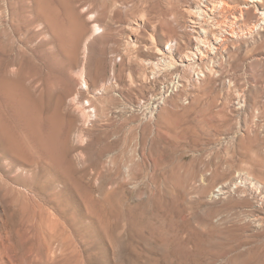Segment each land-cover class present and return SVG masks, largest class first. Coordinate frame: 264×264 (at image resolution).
<instances>
[{"label": "rangeland", "instance_id": "obj_1", "mask_svg": "<svg viewBox=\"0 0 264 264\" xmlns=\"http://www.w3.org/2000/svg\"><path fill=\"white\" fill-rule=\"evenodd\" d=\"M237 1L212 22L251 35L201 64L199 0H0V82L33 101L0 87V264H264V30Z\"/></svg>", "mask_w": 264, "mask_h": 264}, {"label": "bare ground", "instance_id": "obj_2", "mask_svg": "<svg viewBox=\"0 0 264 264\" xmlns=\"http://www.w3.org/2000/svg\"><path fill=\"white\" fill-rule=\"evenodd\" d=\"M242 1L245 4H247L248 6L254 7L255 8V13H257L258 16H259L258 17V21L256 22V24H254L253 29L256 30V31H258V30H262L263 31L264 30V0H242ZM236 2L239 3L237 0H236ZM248 8H250V7H246V9H248ZM198 9H199L197 11L198 15H196V17L191 20V23L193 25V27L192 26L191 27L194 29V32H195V34L197 36L196 37L197 47L195 48V52L191 53V57L189 56V53L187 54V56L185 58L187 60H191V61L194 60V62H199V63L202 64L205 61H207L209 59V57H211L212 55L214 56L217 53V51L220 50V48L222 47V42H224V41H229L230 42L231 39H236V38H239L241 36L244 37V36H247V35H251V32H252L251 29H244L242 27H240L239 29L235 28V25L237 24V22L240 21V17L243 16L244 11H243L242 7L239 9V14H235L234 13L235 14L234 20L231 23H228L229 21H227V20L226 21H221L220 23H217V24L212 22L215 19V14L219 10H221V11L223 10V11H227V12H229L231 10L230 4H228V0H216V1L215 0H199ZM235 9L236 8H234L232 10H235ZM12 12H13V10H12ZM13 13L15 15L16 11L14 10ZM221 14H223V13H221ZM38 15H40V14H37V18L36 19L34 18V20L35 21L37 20L38 23H39V20L43 21V17L45 18V15H42L43 17L41 15H40L41 17H39ZM34 17H36V16H34ZM207 17H209L211 19V21H208L206 19ZM91 18H92V16H91ZM14 19H15V17L13 16V20ZM45 20H46V18L44 19V21ZM30 21H31V19H30ZM35 21H31V23L32 22L35 23ZM211 22L214 25H211L210 24ZM214 22H216V21H214ZM95 29L97 31V30H99V27L95 26L94 30ZM197 29H198V31H197ZM37 36H40V35H38V34L34 35V37H37ZM170 48H167V49H170ZM158 51L161 54H165L162 50H158ZM190 52H192V51H190ZM191 67L195 68L193 65H191ZM200 72H202V71H200ZM197 73L199 75V72H196V74ZM13 84H14L13 80H8V79H6L4 81L2 80L0 82V87H1V90H2L1 94L5 98H8V96H10L11 100H17V99L20 100L19 105L16 106V105L11 104V108L13 109V112L15 113V114L14 113L13 114L15 116L21 117L20 110H24L25 105L28 106L29 104L33 103V101L28 100V99H24L20 95H14V94H10L9 95L8 92H10V93L13 92V90H12L13 89V87H12ZM18 86H20V83H18ZM24 94L27 95V96H35L36 95V98H38V95L36 93H32V89H29V91H26ZM23 104H24L23 109H21V105H23Z\"/></svg>", "mask_w": 264, "mask_h": 264}, {"label": "built area", "instance_id": "obj_3", "mask_svg": "<svg viewBox=\"0 0 264 264\" xmlns=\"http://www.w3.org/2000/svg\"><path fill=\"white\" fill-rule=\"evenodd\" d=\"M218 192H219V194H221L223 191H222V187H220L219 189H218Z\"/></svg>", "mask_w": 264, "mask_h": 264}]
</instances>
